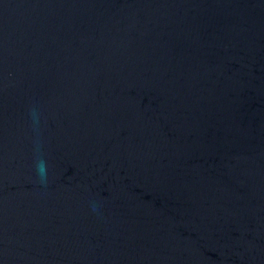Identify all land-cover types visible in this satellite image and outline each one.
<instances>
[{
	"label": "water",
	"instance_id": "water-1",
	"mask_svg": "<svg viewBox=\"0 0 264 264\" xmlns=\"http://www.w3.org/2000/svg\"><path fill=\"white\" fill-rule=\"evenodd\" d=\"M0 264H264V0H0Z\"/></svg>",
	"mask_w": 264,
	"mask_h": 264
},
{
	"label": "clouds",
	"instance_id": "clouds-1",
	"mask_svg": "<svg viewBox=\"0 0 264 264\" xmlns=\"http://www.w3.org/2000/svg\"><path fill=\"white\" fill-rule=\"evenodd\" d=\"M37 171L39 174H44L46 172V166L43 161H38Z\"/></svg>",
	"mask_w": 264,
	"mask_h": 264
}]
</instances>
